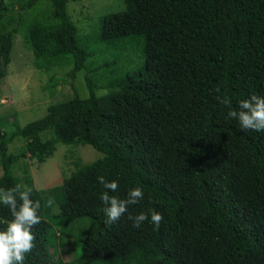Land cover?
I'll return each instance as SVG.
<instances>
[{
    "label": "trees",
    "instance_id": "16d2710c",
    "mask_svg": "<svg viewBox=\"0 0 264 264\" xmlns=\"http://www.w3.org/2000/svg\"><path fill=\"white\" fill-rule=\"evenodd\" d=\"M81 1L0 0V79L23 32L36 69L68 66L71 80L83 72L88 91L25 126L0 123V188L24 185L40 203L25 264H54L50 236L65 245L75 225L79 255L58 264H264V132L242 131L214 91L233 110L264 96V0H122L125 10L91 23L90 33L69 13ZM18 139L25 150L9 154ZM58 143L105 157L42 196L28 168L22 179L12 168L28 155L46 162ZM101 176L119 190L105 189ZM135 187L144 199L106 225L100 195L126 199ZM49 197L59 208L53 223L43 217ZM150 210L164 217L159 230L134 229L128 216ZM10 219L0 205V231Z\"/></svg>",
    "mask_w": 264,
    "mask_h": 264
},
{
    "label": "rangeland",
    "instance_id": "374dc122",
    "mask_svg": "<svg viewBox=\"0 0 264 264\" xmlns=\"http://www.w3.org/2000/svg\"><path fill=\"white\" fill-rule=\"evenodd\" d=\"M44 6L45 2H42L40 7ZM68 8L76 26L83 33H90L92 24L99 26L101 19L106 15L125 10L122 0H83L79 4L71 5L70 3ZM23 35V32L16 35L8 75L0 79L2 131L10 130L14 122L25 126L42 118L50 105L72 99L75 91L81 97L88 95L83 72H80L75 80H71L68 77L71 67L68 66L56 67L50 71L36 69L34 56L26 48ZM104 92L105 90H102L99 94ZM14 113L17 115L12 116ZM41 136L44 140L47 137L45 133ZM24 150L25 142L18 139L9 146L8 153L17 154ZM104 157V154L87 144L65 145L58 143L54 156L46 162L38 163L35 157L28 155L20 158L12 169L13 173L22 179L25 169L28 168L36 189L44 196L47 189L62 185L63 181L77 170ZM58 211L59 208L55 206L49 213H46V207H43V217L53 223V217ZM87 223V220H83L81 226L86 227ZM54 229L58 237L59 229ZM81 230L75 225L72 232L71 230L68 232L65 245H62L55 236H50L49 251L54 264L61 261L70 262L79 255L77 241Z\"/></svg>",
    "mask_w": 264,
    "mask_h": 264
},
{
    "label": "clouds",
    "instance_id": "9594fccd",
    "mask_svg": "<svg viewBox=\"0 0 264 264\" xmlns=\"http://www.w3.org/2000/svg\"><path fill=\"white\" fill-rule=\"evenodd\" d=\"M214 91L217 93L216 99L229 109L227 116L237 120L242 131L264 132V96L252 95L239 102L238 110H233L231 98L221 93L220 86ZM98 182L111 192L119 190L118 181L107 182L101 176L98 177ZM31 192V188L21 184L7 189L0 188V205L8 208L11 213L6 229L0 231V264H25L27 256L36 248L33 229L41 223L38 214L40 203L31 199ZM143 199L144 192L140 187L130 189L126 199L110 196L108 191L103 192L100 200L105 205V224L111 226L118 222L128 212L129 206L136 205ZM54 203V199L49 197L46 206L52 208ZM128 219L132 221L134 229H139L148 222L154 226V230H159L164 221L163 215L155 210L129 215Z\"/></svg>",
    "mask_w": 264,
    "mask_h": 264
}]
</instances>
